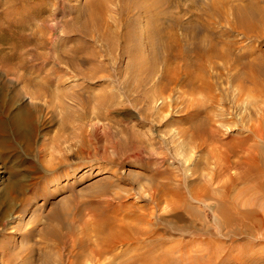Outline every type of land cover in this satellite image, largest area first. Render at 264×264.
<instances>
[{
  "label": "rangeland",
  "instance_id": "1",
  "mask_svg": "<svg viewBox=\"0 0 264 264\" xmlns=\"http://www.w3.org/2000/svg\"><path fill=\"white\" fill-rule=\"evenodd\" d=\"M248 1L160 0L150 8L135 0L129 4L101 0L104 7L90 16L94 14L85 9L86 0H13L16 8H26L27 13L20 12L8 22L0 49L10 51L12 44H20L17 49L28 55L33 67L58 68L66 80L63 106H57L52 116L46 110L38 113L31 144L20 139L14 148L1 150L0 146L3 182L22 178L23 189L9 191L31 193L26 207L38 212L28 209L21 214L24 221H30L26 230L34 232L31 243L41 244V224L36 219L45 223L68 196L79 200L83 219H92L90 206L104 205L108 198L111 211L136 210L151 216L153 223L142 224L146 232L140 244L147 247L151 241L158 242L160 251L170 252V264H264V191L244 177L249 167L244 160L263 154L264 133H257V125L264 119V83L231 79L234 72L246 74L245 68L216 66L223 62L217 57L205 62L202 80L187 83L189 72L197 69L188 70L184 62L195 52H180L178 47L182 42L190 45V39L208 38L204 46L211 40L219 47L233 42L232 55L246 60L263 55L264 0H251L256 5L258 33L245 34L236 17V8ZM5 5L0 0V14ZM152 26L162 29L159 36L150 30ZM190 27L193 37L187 30ZM130 29L139 32L143 45L136 67L132 53L124 48ZM174 32L179 39L173 40ZM153 38L159 40L153 44ZM133 39L131 47L136 43ZM167 40L171 48H165ZM153 55L159 57L157 70L150 71ZM140 74L141 82L137 80ZM205 81L211 89L204 87ZM26 101L20 99L17 104ZM198 101L204 104L199 116L206 119L209 115L219 129L214 137L194 135L192 118ZM40 173L45 176L36 178ZM223 209L240 220L227 221ZM250 209L254 217L245 214ZM6 222L0 227V264L1 252L19 247L18 233L24 231L18 229L19 218L8 215ZM128 249L125 252H134Z\"/></svg>",
  "mask_w": 264,
  "mask_h": 264
},
{
  "label": "bare ground",
  "instance_id": "2",
  "mask_svg": "<svg viewBox=\"0 0 264 264\" xmlns=\"http://www.w3.org/2000/svg\"><path fill=\"white\" fill-rule=\"evenodd\" d=\"M3 1L5 2L6 7L3 9V12L0 14V40L3 37L2 31L7 28L8 22H11L13 18H15L17 14L20 12L25 11L24 13H27L26 8L25 10L22 9L21 7L16 8L13 5V0H3ZM123 1L124 2L127 1V4H129L128 3L129 0H123ZM135 1H137L138 4H140V6L150 7V8L151 6L153 5L155 6L156 4L160 3V0H150L149 2H147L148 0H135ZM84 3H86L85 9L90 10V11L88 10L86 11L90 12L91 14H94L90 16L98 15L97 13L99 12L98 9L100 7H104L101 6L102 5L101 3H103L101 2V0H86V2ZM253 3H254L253 1L249 0L244 6H239L238 8L235 7L236 15H237L236 17L239 20L238 22L239 26H241V29L247 35L258 33L255 31L257 23H255L254 15L256 14H254V11L256 10L255 8L256 5L254 6L255 3L254 4ZM216 4L215 7H217ZM123 5H125V3ZM129 7L130 6L127 5L126 7L127 10L130 9ZM211 12L213 13V10ZM79 14H81V9L78 8L77 15ZM215 15L216 14H214V16ZM194 25L197 26V24ZM232 25L234 26V24ZM157 28H158L157 31L154 28V26L150 28V30L153 29V32L156 31L155 37L158 34H161V30H162L159 29V27ZM148 29L146 30L148 31ZM192 29L194 28L187 29L190 31L191 34L190 37H193L191 33ZM141 31L143 32V30ZM138 33L135 32L133 29L127 30L125 33L124 48L125 50L130 51L132 53L130 55L133 56V65H134L133 67H136L135 66L136 59H138L136 57L138 55L140 56V54L143 52V45L141 43V39ZM193 33H195L194 30ZM113 34L114 37H117L116 32ZM171 34L173 40L179 39L177 35H175V32ZM133 38H136V43L135 46L133 45V47H131V41ZM156 39L159 40V38ZM156 39L153 38L152 40L153 44H154V40ZM169 39L172 41L170 37L168 38V40ZM168 40L166 41L167 45L164 44L166 46L165 48L171 46L168 43L169 42ZM182 40L184 41V39ZM192 41L190 39L189 42L190 45L189 44L187 45V42L186 44H183V42L181 41L182 42L181 45L178 46L180 47L179 48L180 52L182 51L186 52V50L188 49L195 52L194 57H187V59L184 62V65L187 67V69L188 68L190 69L192 66H196L197 69L196 70L197 73L196 72L192 73L190 71L188 77L187 78L185 77L187 83L188 82L195 83L194 81L202 80L203 79L202 77L204 76V73L206 72V68H207L205 62L211 61L214 57L222 59L223 62L216 63V66L219 65L221 67H224V69L228 67L229 70V67L232 66L233 68L237 66L240 67V65L245 68L246 74H243L242 72H236V73L234 72L231 74V79L236 80L238 82H242L244 79H247L253 83H258V84L264 83V54L258 55L254 59L246 60V58L244 57L242 58L241 56L232 55L233 42H229V43L227 42V44L224 45L223 47H219V44L213 40L210 41L208 46H204L206 41L208 42V38H203V40H201L200 42L199 41L192 42ZM15 44L16 43L12 44V49L10 51H3L2 50L3 48L0 49V146H2V149L0 148L1 150H3V148L6 149L14 148V144L16 140L24 139V141L27 140L28 143L29 140H33L32 139L33 131H35V128L37 127L36 126L37 121L35 120V118L37 119L38 113L40 111L46 110V112L51 113L52 116L57 106L59 105L63 106V102H61V98L65 93V90L62 86L65 79L63 80V74L60 73L58 68L53 69L48 66L33 67L28 60V55L22 54L23 52L21 53L17 49V46H19L20 44L19 45L17 44L15 45ZM114 45H116V42H114ZM38 57H40V55ZM158 58L154 56L152 57V60L149 59L151 60L149 65L150 71L157 70L156 61ZM166 60H167V64L168 62L171 64L170 58H167ZM234 60H236V63H233L235 62ZM167 69H169V66L166 67V70ZM164 77L166 78L168 77L166 72L164 73ZM137 80L141 82L144 80V77H142V75L140 74ZM203 85L208 89H211L212 87L211 84L206 81L203 82ZM27 97L29 98L28 99L29 101H26ZM20 99L23 101L25 100L26 103L19 106L17 104V101H19ZM104 100L105 99H101L100 102H103ZM198 102L200 103L197 105L198 108L196 109V111L198 112L192 118L194 135L197 136L198 138L200 137L201 139L214 137L219 129L215 127L214 124H211L212 118L209 115L205 117L206 119H203L202 117L199 116L202 106L204 104L201 101ZM16 104L18 106H16ZM208 120L210 122H208ZM263 122L264 119L262 122H260V124L257 125L258 134L264 133V126L261 125L263 124ZM29 144H31V142ZM33 147L31 146V148ZM262 153H263L262 157L250 155L248 158L244 160V162H246L247 165L249 166L247 173L244 174L245 175L244 177L253 179L255 187L264 191V149L262 150ZM30 155L31 154H29L28 156ZM21 156H19V158ZM31 165L34 167L35 170H38L36 168V165L33 164V162ZM14 171L16 172L15 169ZM43 175H44L43 173H40L37 174L35 177L39 178ZM3 178L4 176L0 170V227L1 225L7 224L6 219L7 216L9 215L12 218H19L21 221L19 225L21 226H18V229L19 228L24 229V231H19L20 233H18L21 236L19 237L21 239L19 247L17 246L16 248L7 247L1 252V256L3 258V264H35V259H37L39 264H170L172 257L170 252L160 251L159 248L157 247L158 242L151 241L147 245V247L144 246L145 248L142 246V244H140V242L143 241V236L144 233L146 232L143 229L144 227L142 226V224L146 222L153 223L151 220L152 219L151 216L150 218L149 217L147 218L144 214L145 212L142 213L139 210L138 211L140 213H136L135 212L136 210L134 211V213H130V212L122 213L115 210L111 211L112 208L111 202L107 201L108 198L107 200L106 198L104 199L106 200L104 205L103 204L99 206L95 205L92 206L93 208H91L90 206L91 211H93L92 219H88V218L83 219L85 216L82 217L83 210L79 204L78 199L76 198L73 199L72 197L70 198L69 196L68 199L66 200L62 199L64 201L59 203L57 207L55 206L54 207L55 210L52 213L50 212V214L48 213L49 215L47 214L48 219H46L45 223H42L43 220L41 221V219L39 218L40 215L38 216L39 219H36V224L37 225L41 224V227L38 228V235L40 237L41 244L39 245L36 244L38 246H35L34 245L35 243L34 244L31 243V238L34 232L32 233V230L30 229L26 230L27 228L25 227V225L30 221L28 219H26L28 221H24V219L21 216L22 213L25 214V211H28L29 209L28 207H26V204L32 200L31 193H29L30 195H25V194L20 195L18 193L17 194L11 193L9 191L11 189L13 190L20 189L21 191V189H23L26 183H24V180L22 178L17 181H8L4 183ZM35 197L37 196L35 195ZM109 198H111V196ZM93 200H95V197ZM40 207L42 208L43 206ZM29 210L31 213L36 211V209L34 211L32 207ZM252 211L253 210L250 209L246 211L245 214L254 217L253 216L254 212ZM36 213L38 212L36 211ZM223 215L227 221L240 220V218L236 217V215L228 214L225 210L223 211ZM262 219L263 218L259 217V220ZM16 222L18 224V221ZM31 227L34 228L32 225ZM124 248L133 249L134 252L133 253L131 252L132 254L129 252H125Z\"/></svg>",
  "mask_w": 264,
  "mask_h": 264
}]
</instances>
